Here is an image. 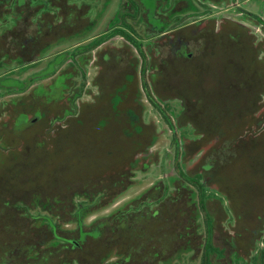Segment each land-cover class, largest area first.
<instances>
[{
	"label": "flooded vegetation",
	"instance_id": "flooded-vegetation-1",
	"mask_svg": "<svg viewBox=\"0 0 264 264\" xmlns=\"http://www.w3.org/2000/svg\"><path fill=\"white\" fill-rule=\"evenodd\" d=\"M246 134L264 165V0H0V264H264L211 183Z\"/></svg>",
	"mask_w": 264,
	"mask_h": 264
},
{
	"label": "rangeland",
	"instance_id": "rangeland-1",
	"mask_svg": "<svg viewBox=\"0 0 264 264\" xmlns=\"http://www.w3.org/2000/svg\"><path fill=\"white\" fill-rule=\"evenodd\" d=\"M212 73L209 71L200 72L199 77L195 79V82L192 84L193 88L189 89V92L193 95L198 104L200 129L205 131H210L211 128L225 123V105L221 101L223 86L213 87L214 80ZM242 97L243 96L240 95L239 98ZM235 112L233 122H242L241 117L247 112L246 104H240ZM227 123H229V121H227ZM246 136L248 137V142L242 149L243 152L239 153V155L231 161L232 167H230L233 168V170L230 171V169H228L230 167L226 169V166L223 169L218 167L216 169V174L213 173L211 183L215 187H226L228 191L231 192L232 199L237 208L239 210L243 209L245 213L249 214L264 210V165H257L258 137L249 134H246ZM194 137V135H189L184 138V141L188 140V145L192 146ZM217 192L224 191L217 190L216 194L218 195ZM225 226L226 223L222 227L227 230ZM228 231L229 234H232L230 229H228ZM229 234V240H246V234H236L232 237Z\"/></svg>",
	"mask_w": 264,
	"mask_h": 264
}]
</instances>
